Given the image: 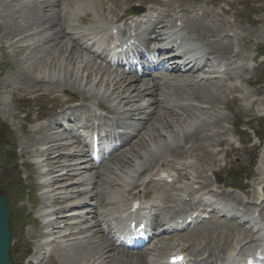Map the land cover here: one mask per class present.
<instances>
[{
  "label": "rangeland",
  "instance_id": "1",
  "mask_svg": "<svg viewBox=\"0 0 264 264\" xmlns=\"http://www.w3.org/2000/svg\"><path fill=\"white\" fill-rule=\"evenodd\" d=\"M45 1L47 0H0V193L8 198V202L12 208L10 218L12 226L16 228L15 232H13L14 247L12 248V253L15 256L14 260L18 264H30L29 259L31 257L24 263H21V254L31 251L32 254H30L33 257V254L40 245L38 235L41 233V230L32 224L36 221L37 216H39V209H37L39 207L33 206L31 201L35 200L38 204H42V200L40 199L42 192L36 188V184L41 182L38 177L39 169L45 170L46 168H42L43 165L36 166L33 163L36 161L35 153L39 157L42 156L37 153V150L43 148L42 138L46 136H50L49 138L54 137V135L43 130L47 121L42 122V120L55 119L59 115L57 111L61 109V102L67 99L80 100L83 103L85 102V105L89 107L94 105V102L86 97L88 94L86 95L83 92V88L68 90L64 87L59 88L58 84L37 83V81L34 83L33 80L26 77L28 75H25L29 73L31 77H39L42 68L38 67L36 72L32 70L30 64H34V62L38 63L42 57L48 54H56L60 51L61 45L50 44L48 52L43 45L44 36L52 33L53 28L46 30V26L42 25L41 21L36 23L31 22L30 13L35 12L32 8L41 6ZM158 1L94 0L89 6H85V9H79L76 15L72 14L71 18H83L86 15L89 18H93L95 12L96 15H104L103 13L120 15V12H123L127 8L136 10L143 7V9H146L147 6L152 5L150 3L158 4ZM160 1L166 3L162 5L161 9L155 8L154 11L164 15V22L172 17L186 18L191 21L201 20L202 18L200 22L208 26L212 33L216 32V39L224 38L223 42L226 40L230 41V43L218 45L216 52L223 57L238 55L239 64H246V69L239 73L240 78L233 82L235 86L233 91L231 88H225L223 84L209 85L195 90L193 88L185 91H173V94H175L174 99L183 96L182 99L193 101L192 103L199 106L209 104L206 105L209 106V109L203 111V116L201 115L205 118L212 116L210 121L214 123L212 126L207 127L209 131L220 130L222 128L228 130V133L224 136V139H226L225 143L216 137L211 140L204 139L205 137L190 140L187 142V144L189 143L188 145L191 144L190 148L188 150L183 148L181 151L182 155L177 156V158L179 157V160L195 156L192 170H204L203 174L208 175L209 181L213 180L208 173V171L212 170L218 172L217 174L220 176L221 182L227 185H229L227 183L228 179L231 178L238 181L243 180L244 182H241V185L236 183L233 186L245 189V192L249 196L254 197L260 184L261 176L258 172V166L264 149V57L258 58V56L264 54V0ZM47 2L53 4L52 8H50L52 10L44 8L41 11L42 13H40V10L37 8V15H45L46 18H56L57 22L60 21L59 18L62 17V13L56 14L60 8L58 2L56 4L53 3L56 0H49ZM81 5L83 4L81 3ZM33 39L35 40L36 49L33 50L32 47H29L24 52L18 51V46L32 45ZM72 52L77 53L75 50H72ZM95 77L93 76L92 80ZM248 80L250 83L247 85L245 81ZM84 82L85 79L82 83ZM103 90L101 88L102 92ZM36 91L39 93H33ZM37 97L38 99L36 100ZM42 99L52 100L49 101L52 104L51 110L47 108V104ZM97 100L102 102L105 107L110 105L107 101V96L99 97ZM144 101H140L142 105L149 104V99H145ZM92 109L89 108L85 111L81 109L79 113L80 115H92ZM159 111L158 113H162L161 109ZM172 121L176 124L175 120ZM151 123H154V121H151ZM238 125L240 128L249 129V131L253 130L259 139L254 138L252 134L250 138L243 137V135H239L238 137L237 135L240 133V129H236ZM4 128L6 130H3ZM58 134L60 133L58 132ZM69 142L67 140L63 141V143ZM5 144L14 146L16 152L9 153L10 155L6 156ZM201 149L203 150L201 151ZM8 151L11 150L8 149ZM59 151L64 152V150ZM140 152L143 153L144 150ZM120 155L119 153L118 156ZM171 155H178V151H172L171 154L168 153L167 158H171ZM15 165L16 168L13 169ZM18 165H20V168L17 167ZM109 165L113 168L115 167L113 159ZM127 167L128 165L124 167V170ZM156 167L153 166L149 171ZM17 169L22 173L23 179L13 178ZM31 173L32 175H29ZM86 174L90 175V173ZM86 174L83 175L85 176ZM26 186L30 188V193L24 198L23 191L25 189L23 190V187L25 188ZM110 190L112 192L109 193L115 195L117 188L112 187ZM230 193L238 194L237 192ZM238 196L242 197L239 194ZM32 198L33 200H31ZM10 199L12 202H10ZM22 199L25 201L24 203L19 202ZM252 201L253 199L251 198L246 202L251 203ZM224 224L222 220H214L200 227L194 234L187 232L183 240L192 239L198 245L200 242H204L205 237H207V247H205V250L209 249L214 256L220 257L222 255L221 249H224L228 245L230 246L235 234L233 230L227 228L231 234L230 236ZM102 238V235H99L91 239V241H87V245L89 244L88 248L83 243L73 244L72 246L67 245L66 247H69L68 251L56 248L53 250L51 257L48 260H43L41 264L44 262L45 264H75V260H79L80 258L77 254L78 251L86 248L93 249L96 245L99 246L103 242ZM92 240H94L93 243ZM14 253H17V255Z\"/></svg>",
  "mask_w": 264,
  "mask_h": 264
},
{
  "label": "bare ground",
  "instance_id": "2",
  "mask_svg": "<svg viewBox=\"0 0 264 264\" xmlns=\"http://www.w3.org/2000/svg\"><path fill=\"white\" fill-rule=\"evenodd\" d=\"M47 1H45L41 6L39 5L40 7L35 6L32 8L33 10H35V12L32 14L30 13L31 22L36 23L38 21H41L42 25L46 26V30L53 28L52 33L44 36L43 45L45 46L47 52L48 49H50V44L61 45L60 51H58L56 54L47 53L48 55L42 57L40 61H38V63H31L30 67L33 71L37 72L38 67H41L42 71L39 69L41 71H39V77H31L29 76V73L25 74L28 75L26 77H28L30 80H33L34 83H36L37 81V83L47 82L50 84H58L59 88L64 87L68 90L83 88V92H85L86 95L88 94V96L86 97H91L92 99L107 96V101L110 104L109 107L106 108L99 100L97 102V107L107 109L109 113L115 114L119 118L123 116L124 118H126V120H134L136 117L144 115V118L142 120H144L145 123H142V125L137 128H134L131 122L124 124V127H122L123 129L133 131V128L134 131L133 133H123V139L124 141L126 140L125 146L128 149L124 150V152H122V154L118 156V158L113 159V161L115 162L114 168L109 164L107 165V163L104 166H100L101 169L99 167L91 168L88 164V161L83 160L85 157L78 156L79 152L75 148H72L70 150V145L60 144L61 139L59 134L54 133V137L52 138H49L50 136L42 138L43 148L37 150V153L42 156L39 157L35 153V157L38 159H42L41 161L37 162V164H44V166L47 168L45 172H40L39 174L43 176L47 175V177L49 178L42 183L43 186H47L46 188H48V191H46L45 193L47 194V196H44L43 198V208H47V206L49 205L56 207L53 211H42V213H45H43L41 216L47 217V220L44 223L43 227L44 229H48V231L52 232V243L55 247L59 246V244H65L62 249L63 251H68L69 247H66L67 245L72 246L73 244H77L78 242H80V240L81 242L87 243V241H91V239L102 235V244H100L99 246L96 245L93 249H87L89 244H86V249H82L77 252L78 257L80 258L79 260H75V264H147L148 260L142 253L138 254V251L126 253L115 251L114 247H116V244L113 240V236L110 238L106 236V230L100 227V225L105 224L106 227L109 226L108 222H110V217H112L116 213H121L122 215L123 212L128 209L126 208L127 200L116 198L114 194L109 193L112 192L110 188L115 187L117 188L119 195H121V193L124 194L125 190L128 191L134 184V179L140 176L141 173H143L144 169L148 167V165L152 164V162L155 160H162L166 158V155L168 153L171 154L174 148L179 147L182 142L183 144H187V142H189L190 140L192 141L194 139H200L201 137H205L204 139L211 140L214 137H219L220 135H222V133H220L219 131H216L214 134H210L211 131H209L207 127L212 126L213 123L209 121L210 117H202L203 111L209 109V106H206L209 104L203 105V103L202 107H196L190 103L193 101L182 99L183 97L181 96L177 97V99L174 100L165 91L169 87H172L176 91H184L186 87L189 86L187 84L188 82H194V90L204 88V86L201 85V81H196L193 79V75L199 73V71L188 70L185 73H181L179 68L175 67L170 73L172 79H157L151 77V75H147V78L139 77L136 75L131 77L125 76V74L123 73L118 74L116 71H110L106 66L102 65L103 61L98 63L97 60H99L100 58L90 50V48L85 44L86 42L84 44H80L79 42H77V40H75V38L69 36V34L65 32L67 27H64V24L65 26H67V24H72L67 21L68 16L74 13V7L72 5L74 2L67 4V6L69 5L67 10L60 6L56 14L62 13V17L59 18L60 21L57 22L56 18H46L45 15H37L36 13V11H38L37 8L40 10V13H42L41 11H43L44 8H49V10H52L50 8H52L53 4ZM60 1L64 2V0H57L56 2ZM111 14L114 15V13ZM86 16L83 18H79L80 23L97 24L98 27L91 29L90 32L86 34H83L81 32V37L84 39H87V37L91 34H96L97 36L101 35L107 38L108 31L115 29V27L113 26L106 27L105 25L101 24L100 20L96 18H89L88 16ZM117 20L118 18H116V21ZM201 20L191 21L186 19L184 22L183 31H187L189 33H192L193 35H197L196 37H198V41L202 44V46H205V49H208L207 56L210 55L219 59L220 61H223V65L224 60H227L228 58L236 59L238 55L233 57H223L218 52H216L218 45H222L225 43L227 44L230 43V41H206V37H215L216 32L212 33V31L209 30L208 26H205L200 22ZM79 21H76V23H79ZM177 21L180 20H175L173 25H167L168 23L161 24L160 21L150 25V27L147 29V33L150 36L143 42V45L147 46L153 42H157L158 39L161 40V37L164 36L165 32L168 31V29L176 27L175 24ZM76 23L72 25H76ZM32 42V45L26 44L24 46H18V51L24 52L29 47H32L33 50L36 49L37 47L35 46V40L33 39ZM72 50H75L77 53L72 52ZM158 57L159 52H156L154 53L152 59H156ZM152 59H147V62L151 64ZM167 63L168 62L166 60H162L157 69H160ZM228 66H232V64H229ZM236 70L237 69H235V71L233 72V77L236 75ZM228 74L226 71L225 75L229 78L230 76ZM93 76H96L94 80H92ZM97 76L99 77L97 78ZM235 77L239 78V74H237V76ZM84 79L85 82L82 83ZM184 81L188 82L186 84H183ZM245 83L248 85L250 81H245ZM96 87L98 88L95 89ZM101 88L104 89L103 92L101 91ZM234 89L235 87L231 90L233 91ZM33 93L39 92L36 91ZM145 99H149V101L151 100L148 105H137L138 102L144 101ZM160 109L162 113H158L160 112ZM172 120H175L176 124H174ZM151 121H154V123H151ZM43 130L46 132L52 131V129H49L48 127H44ZM142 132L145 133L141 134ZM119 138H121V136ZM219 139L224 143L226 142L224 138ZM59 150H64V152H60ZM141 150H144V152H140ZM202 150L203 149H201V151ZM181 155L182 154L180 150L178 152V155H173V157L176 158L177 156ZM127 165L131 167L128 171L124 170V167ZM159 166L161 168H164L163 163H160ZM191 168L192 165L190 167L187 166L183 169L178 170L181 178L186 182V185L184 187H177L176 191L178 192V194L172 195L170 200H164L166 205H170V207L175 205L173 209L178 208V210H175L173 212V215L170 217L169 215L157 217L156 227H159L158 225L160 224L163 227L168 226V221L172 218H182V213L179 214L178 211H185L186 205L185 202H183V197H192V195L194 194V191H192L194 189L193 187L195 185H198L199 181L203 178V172H195L194 174L192 173L188 175V171L191 170ZM91 170H93L92 174L88 175L85 178L83 174H86ZM258 172L260 174H262L263 172L262 157L259 162ZM98 185L106 186L103 188L105 192H102L104 193L103 196L101 195V193H98V191H96L98 190ZM72 199H75L76 201L70 202ZM97 206L106 209L107 212L91 213V211L93 210L92 207ZM84 210H86L85 213ZM111 211H114L116 213L110 215L109 212ZM251 212H258L260 219L264 221V200H262L260 203L256 202ZM90 214L92 215V217L89 219ZM84 216H86L87 218H85V220L79 221V219H82ZM118 217H116L115 215L112 218L117 219ZM91 221L95 222L92 223ZM229 224L231 225V223ZM229 226L227 228L229 230H232ZM94 227H98V230L95 234L88 236V234H90L88 233L90 232L88 230ZM243 232L244 231H242L240 228L236 230V233L238 234H241ZM172 233L175 232L164 233L162 229L157 230L154 235L156 239H154L155 244L153 246H155L156 248L157 244L167 242L169 240V237L166 236H169ZM175 234H173V236ZM44 235L45 233L42 234V236ZM237 237L238 239L234 237L230 246L228 245L225 248H233L234 246L238 245L241 246L239 251H243L246 244H242L243 239L239 237V235ZM93 242L94 240H92V243ZM222 251L223 249H221V252ZM199 252L200 251H196L197 254ZM162 254V251H160V255ZM208 257L209 259H216V256H214L212 253H210Z\"/></svg>",
  "mask_w": 264,
  "mask_h": 264
},
{
  "label": "water",
  "instance_id": "3",
  "mask_svg": "<svg viewBox=\"0 0 264 264\" xmlns=\"http://www.w3.org/2000/svg\"><path fill=\"white\" fill-rule=\"evenodd\" d=\"M11 243V231L8 220V204L0 195V264H9V246Z\"/></svg>",
  "mask_w": 264,
  "mask_h": 264
},
{
  "label": "trees",
  "instance_id": "4",
  "mask_svg": "<svg viewBox=\"0 0 264 264\" xmlns=\"http://www.w3.org/2000/svg\"><path fill=\"white\" fill-rule=\"evenodd\" d=\"M3 130H6L5 128Z\"/></svg>",
  "mask_w": 264,
  "mask_h": 264
}]
</instances>
